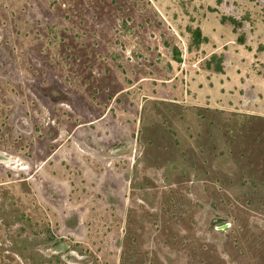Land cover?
<instances>
[{
  "label": "rangeland",
  "instance_id": "obj_1",
  "mask_svg": "<svg viewBox=\"0 0 264 264\" xmlns=\"http://www.w3.org/2000/svg\"><path fill=\"white\" fill-rule=\"evenodd\" d=\"M0 151V264H264V0H0Z\"/></svg>",
  "mask_w": 264,
  "mask_h": 264
},
{
  "label": "water",
  "instance_id": "obj_2",
  "mask_svg": "<svg viewBox=\"0 0 264 264\" xmlns=\"http://www.w3.org/2000/svg\"><path fill=\"white\" fill-rule=\"evenodd\" d=\"M18 163L19 162L17 159H14L11 156L7 155L5 152L0 151V164L17 165ZM227 227H228V224H225V225L219 226L218 229H225Z\"/></svg>",
  "mask_w": 264,
  "mask_h": 264
}]
</instances>
